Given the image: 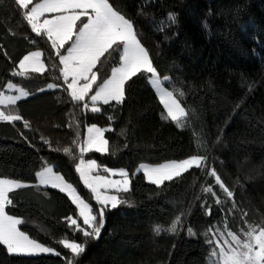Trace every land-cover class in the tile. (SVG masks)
Listing matches in <instances>:
<instances>
[{"label":"trees","instance_id":"obj_1","mask_svg":"<svg viewBox=\"0 0 264 264\" xmlns=\"http://www.w3.org/2000/svg\"><path fill=\"white\" fill-rule=\"evenodd\" d=\"M108 1L133 23L159 76L170 78L165 87L184 93L177 95L187 113L183 126L164 115L146 72L125 84L122 104L102 103L94 112L83 101L72 100L46 34L31 31L14 0H0V91L11 81L28 92L3 107L22 119L0 121V177L28 185L9 193L13 203L6 212L22 220L19 229L31 239L60 253L14 255L0 244V264H67L62 239L86 242L76 264H209L214 247L207 243L209 228L226 223L239 234L249 225H264V0ZM169 13L176 15V23L167 22ZM33 49L43 53L45 70L17 75L18 62ZM110 52L93 69L98 71L94 86L120 61L117 51ZM49 83L56 87L41 89ZM90 124L105 128L108 152L81 154ZM66 147L70 154L64 153ZM193 155L207 157L202 167L159 187L135 172L141 162L159 164ZM84 156L101 167H124L130 176V190L119 194L125 202L106 209L99 239L89 241L65 219L76 215L68 196L36 184V173L52 164L95 210L76 171ZM213 168L233 191L235 209L233 199L208 175ZM208 186L216 196L203 191ZM177 216L181 223L175 234L154 233L155 226L167 229ZM188 227L196 235H189Z\"/></svg>","mask_w":264,"mask_h":264},{"label":"snow or ice","instance_id":"obj_2","mask_svg":"<svg viewBox=\"0 0 264 264\" xmlns=\"http://www.w3.org/2000/svg\"><path fill=\"white\" fill-rule=\"evenodd\" d=\"M14 3L18 10H24L23 19L30 25L31 31L37 36L46 34L47 39L51 41V47L56 50L59 63L63 65L61 73L67 83V88L71 90L72 100L84 101L85 97L92 92L93 85L98 80V71H93V69L102 63V57L107 59L105 54L111 55L110 50H112L118 52L120 66L113 67L111 76L104 79L98 85L95 93L90 96L93 105L92 111H99V108L95 107L97 101H102L104 104H109L111 101L122 104L125 100V84L138 73L146 72L150 74L151 84L160 92L161 101L167 109V116L179 124L180 117L187 115L180 100L177 99V95L182 97L184 93L179 90L168 91L163 87L164 82L170 78L167 76L163 77V80L160 78L157 69L153 66L149 51L137 39L133 23L115 11L108 0H41V2L35 3L33 0H14ZM45 13L63 14L45 18L41 22V17L45 16ZM82 17H87V22L82 21ZM176 20V15L169 13L167 22L174 24ZM77 21H81L82 26L78 27ZM69 41L72 43L65 49L67 54H62L60 49H64ZM42 55L43 53L40 51H33L25 55L19 61V68L22 71L16 74L25 75L29 68L32 72L45 70V65L40 59ZM69 76L72 78L70 83L68 82ZM81 81H83L82 84ZM7 87L15 88L19 95L5 96L0 93V106L15 104L17 100L28 95L23 88H17L12 83H9ZM48 87L53 88L56 85L50 84ZM84 108H88L87 103L84 104ZM21 119L20 115L0 110V121L14 122ZM24 126L30 127V124L25 121ZM179 126L183 125L179 124ZM88 131L90 134L95 132L96 135L89 136L88 149L81 147V154L93 147L97 152H108L109 142L104 139L103 132L95 127L89 128ZM219 139L218 137L217 142ZM44 142L49 143L47 140ZM63 151L65 154H70L72 150L66 147ZM206 159L207 157L194 155L182 161H173L159 167L142 166V169L148 180L159 187L165 181H172L193 167H202ZM84 165L85 161L81 159L76 170L80 172L84 184L91 189L96 202L100 205L95 211L77 194L71 184L64 183L61 176L54 175L52 168L45 167L37 173V177L39 185H50L52 188H59L61 192L67 191L72 198V203L79 210V218L82 219L83 225L86 227H82L76 218L66 217L65 219L70 225L75 226L76 230L82 232L84 237L99 239L104 228V214L108 206L110 205L114 209L119 203L125 202L116 195H109L107 190L116 188L117 191L128 192L130 180L128 173L123 170L118 173L123 177L120 181H112L99 174L92 175L100 167L95 160L87 162L86 170ZM104 171L113 175L117 174L107 168H104ZM208 175L215 178L216 183L229 199L234 198L233 191L223 183L214 168L208 172ZM27 186L19 181L0 178V244L6 246L8 253L54 252V249L45 247L20 231L18 225L22 223V220L6 212V206L13 203L9 198V193L14 189ZM100 189H105V191L101 192ZM203 191L216 196L211 186L203 188ZM216 203H221L219 197L216 198ZM235 208L233 199L232 209ZM208 214H211L210 207ZM244 216H247L246 212ZM180 223L181 217L177 216L167 229H162L157 225L153 231L156 235H159L161 231L175 234ZM225 228H227L226 223ZM187 231L189 235H196L191 227H188ZM208 231H212V228H209ZM59 243L69 249L72 254V258L67 260V264H74V258L85 251L86 242H70L68 239H62ZM207 243L214 245L210 253L211 264H264V225H249L247 231L240 229L239 234L228 230L225 236L224 232H220L218 237L208 240ZM54 254L60 255L59 252Z\"/></svg>","mask_w":264,"mask_h":264},{"label":"rangeland","instance_id":"obj_3","mask_svg":"<svg viewBox=\"0 0 264 264\" xmlns=\"http://www.w3.org/2000/svg\"><path fill=\"white\" fill-rule=\"evenodd\" d=\"M34 3L35 2H41V0H36V1H33ZM109 2V1H108ZM109 4H110V2H109ZM111 5V4H110ZM30 7H31V5H30ZM114 9V8H113ZM115 10V9H114ZM76 11H79V10H76ZM116 11V10H115ZM61 14H63V13H45V16H43V17H41V22L43 21V19H45V18H52V17H54V16H56V15H61ZM81 19H83V21L84 22H87V17H82ZM78 22V21H77ZM82 26V25H81ZM73 39H74V37H73ZM72 43V41H69L68 43H67V47H69L70 46V44ZM67 47H66V49H67ZM33 51H40V50H38V49H33V50H31V51H29L28 53H30V52H33ZM41 52V51H40ZM27 53V54H28ZM62 54H67L66 53V51H64ZM41 60H42V57L40 58ZM120 66V61H119V63L116 65V66H114V67H119ZM63 68V65L61 64V69ZM113 68V67H112ZM22 70L19 68V63L17 64V68L15 69V73H19V72H21ZM28 71H31V69L29 68L28 69ZM111 71H112V69H111ZM42 72V71H41ZM62 74V73H61ZM111 76V72H110V74H109V76L108 77H110ZM107 77V78H108ZM62 78H63V75H62ZM160 78L163 80V77H161L160 76ZM71 76H69V78H68V82L70 83L71 82ZM63 80H64V78H63ZM148 82H149V84L151 85V87L153 88V90L155 91V93L157 94V96H158V98H159V100H160V102H161V104H162V106H163V108H164V115L166 116V117H168L167 116V109H166V107H165V104L161 101V98H160V92L151 84V77H150V74H149V77H148ZM9 83H12V84H14L17 88H22L20 85H18V84H16V83H14V82H11V81H7L6 82V84H5V86H4V88H3V90H1L0 91V93H3L5 96H17V95H19V93L15 90V88H13V89H9L8 87H7V85L9 84ZM64 83H65V81H64ZM81 84L83 83V81H81L80 82ZM50 84H53V83H49V84H47L46 86H44L43 88H41V89H53V88H55V87H53V88H49L48 87V85H50ZM53 85H55V84H53ZM98 85L99 84H97L96 86H94L93 85V90H92V92H90L89 94H88V96H86L85 97V100L83 101L84 102V104L85 103H87L88 104V108L91 110L92 109V107H93V105H92V103H91V101H90V96L92 95V94H94L95 93V91L97 90V87H98ZM65 86H66V88H67V83H65ZM163 87L166 89V90H168V91H171V90H169L168 88H166L165 87V85L163 84ZM24 89V88H23ZM25 91H26V89H24ZM67 91H68V93L70 94V92H71V90L70 89H68L67 88ZM27 92V91H26ZM28 93V92H27ZM71 96V95H70ZM26 97V96H25ZM25 97H22L21 99H23V98H25ZM20 100V99H19ZM18 101V100H17ZM103 102L102 101H97V103L95 104V107H97V108H99L100 107V104H102ZM182 106V105H181ZM4 106H0V110H3V111H5L4 110V108H3ZM183 107V106H182ZM184 108V107H183ZM185 109V108H184ZM186 111V110H185ZM5 113H10V112H7V111H5ZM10 114H13V113H10ZM14 115H16V114H14ZM185 117V116H184ZM184 117H180V121H179V124L182 122V120L184 119ZM170 118V117H169ZM171 119V118H170ZM175 123H177L178 124V122L177 121H174ZM178 124V125H179ZM88 127L86 128V131H85V133H84V138H83V141H82V143L80 144V148L81 147H84L85 149H88V144H87V141H88V138H89V136L90 135H92V136H95L96 135V133L95 132H93V133H89V131H88V129L89 128H93V127H95V128H99L102 132H103V137H104V129L105 128H102V127H100V126H98V125H95V124H90V125H87ZM104 139H105V137H104ZM90 151H95V148L93 147V148H91L90 150H86L85 152H83V155L85 154V153H88V152H90ZM99 153H104V152H99ZM194 156V155H193ZM198 156V155H197ZM189 157H191V156H189ZM189 157H186V158H189ZM186 158H183V159H179V160H167V161H164V162H162V163H159V164H149V163H146V162H141V163H139L138 164V166H137V168H136V170H135V172H142L143 174H144V171H143V169H142V166H144V167H149V168H151V167H159V166H161V165H163V164H166V163H170V162H173V161H176V162H178V161H182V160H184V159H186ZM81 159H83L84 161H85V165H84V168H85V170H86V167H87V162L88 161H90V160H95L94 158H92V157H86V156H84V157H81L80 159H79V161H78V163H77V165L80 163V160ZM96 161V160H95ZM97 162V161H96ZM77 165H76V168H77ZM97 165H99L98 164V162H97ZM100 166V165H99ZM45 167H50V168H52V170H53V174L54 175H58V176H61L62 178H63V181H64V183H66V184H71V183H69L68 181H66L65 179H64V177L59 173V172H57V171H55L54 170V168H53V165L52 164H46L44 167H42L38 172H40V171H42ZM104 168H107V169H110V170H112V172H115V173H117V174H115V175H113L112 173H110V172H105L104 171ZM121 170H123V171H125V172H127L128 173V171L124 168V167H108V166H103V167H99V169L96 171V172H93L92 173V175H97V174H99V175H101V176H106L109 180H112V181H120V180H122L123 179V177L122 176H120L118 173L121 171ZM77 171V170H76ZM37 172V173H38ZM37 173H36V184L37 185H39V178L37 177ZM77 174L79 175V177H80V179H81V181H82V183H83V185L91 192V194H92V198H93V201L95 202V204H96V209L95 210H97L99 207H100V205L96 202V200H95V196H94V194L92 193V191H91V189H89L85 184H84V181H83V179L81 178V174H80V172H78L77 171ZM144 177H145V179H146V181L147 182H150L149 180H148V178L144 175ZM0 178H3V179H10V178H5V177H0ZM128 179L130 180V176H129V174H128ZM12 180H15V181H19L20 183H22V184H24V185H27V182H24V181H22V180H17V179H12ZM151 183V182H150ZM72 185V184H71ZM39 186H42V187H50V188H52L50 185H39ZM73 186V185H72ZM73 188H75L74 186H73ZM129 188H130V184H129ZM54 189H57V190H59L60 191V189L59 188H54ZM76 189V188H75ZM100 191L101 192H104L105 191V189H100ZM76 192H77V194L82 198V199H84L85 200V202H87V203H89L92 207H93V209H94V206L89 202V201H87L83 196H81L80 195V193L77 191V189H76ZM107 192H108V194L109 195H116V196H118L119 197V194L121 193V192H123V191H117L116 190V188H109L108 190H107ZM64 194H66L67 196H68V198L72 201V198L68 195V192L67 191H64L63 192ZM75 205V204H74ZM75 207H76V205H75ZM108 207H110L111 208V206L109 205ZM94 210V211H95ZM10 215V214H9ZM11 216H13V215H11ZM14 217H16V216H14ZM72 218H76V219H78V223L82 226V227H86V226H84L83 225V221H82V219H80L79 218V210L77 209V207H76V215L75 216H71ZM16 218H19V217H16ZM20 219V218H19ZM18 228H19V225H18ZM74 228H75V226H74ZM76 229V228H75ZM20 230V229H19ZM229 229L228 228H225V226H223V225H221V226H219V227H216V228H214V229H212V231H211V239H215L216 237H218L219 236V233L220 232H224V234H225V236L227 235V231H228ZM21 231V230H20ZM23 232V231H22ZM26 234V233H25ZM27 235V234H26ZM28 236V235H27ZM29 237V236H28ZM30 238V237H29ZM86 239H87V241H89V240H91V237H85ZM31 239V238H30ZM33 240V239H32ZM36 241V240H35ZM70 242H75V241H72V240H69ZM38 242V241H37ZM39 243V242H38ZM40 244H42V243H40ZM42 245H44V244H42ZM45 247H48V246H46V245H44ZM6 247V246H5ZM49 248H51V247H49ZM7 249V248H6ZM53 249V248H52ZM67 250V253H68V259H70V258H72V254H71V252L69 251V249H66ZM56 252V250L54 249V252H50V253H43V252H38V253H35V254H23V253H21V254H15V253H10V254H14V255H41V254H54ZM79 257L80 256H78V257H75L74 258V262H75V264L78 262V259H79ZM209 264H211V258H210V261H209Z\"/></svg>","mask_w":264,"mask_h":264},{"label":"crops","instance_id":"obj_4","mask_svg":"<svg viewBox=\"0 0 264 264\" xmlns=\"http://www.w3.org/2000/svg\"><path fill=\"white\" fill-rule=\"evenodd\" d=\"M26 55H27V54H26ZM24 56H25V55H24ZM24 56H23V57H24ZM23 57H22V58H23ZM22 58H21V59H22ZM21 59H20V60H21ZM18 63H19V62H18ZM43 71H44V70H43ZM87 127H88V126H86V128H87ZM86 128H85V131H86Z\"/></svg>","mask_w":264,"mask_h":264}]
</instances>
